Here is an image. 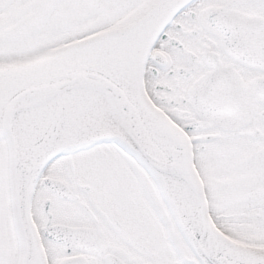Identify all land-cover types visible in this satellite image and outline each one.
<instances>
[{
	"label": "snow or ice",
	"instance_id": "1",
	"mask_svg": "<svg viewBox=\"0 0 264 264\" xmlns=\"http://www.w3.org/2000/svg\"><path fill=\"white\" fill-rule=\"evenodd\" d=\"M0 264H264V0H0Z\"/></svg>",
	"mask_w": 264,
	"mask_h": 264
}]
</instances>
